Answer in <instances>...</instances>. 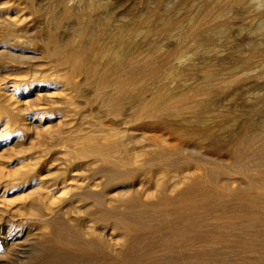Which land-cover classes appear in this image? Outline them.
<instances>
[{
  "label": "bare ground",
  "instance_id": "1",
  "mask_svg": "<svg viewBox=\"0 0 264 264\" xmlns=\"http://www.w3.org/2000/svg\"><path fill=\"white\" fill-rule=\"evenodd\" d=\"M25 1H26L25 3L28 4L29 9H36L35 0H25ZM56 1L58 4L62 5V10L60 16H58L59 14L56 15L54 12L51 11L48 14L49 17L47 18L49 23L56 24L59 18L67 19L71 16H75L76 18H82V17L85 18V22H81L79 20L74 24L72 36L70 38L64 36L65 37L64 39L67 38L64 41L59 40L58 37L55 36L53 32L54 29L52 30L51 28H48L49 29L48 35L47 34L46 35H47V42L49 45L47 46L46 50L49 56L54 57V61H55V63L53 64L55 67V70L53 69L55 71L54 76L56 77L60 76V78H56L55 84L56 83L58 84L56 85V87L60 92L64 91L67 83L70 82V79L74 75L76 76L77 72H81L83 73L85 80L91 81V83L95 86V92L97 95H99L102 98L101 99L102 102L111 106L114 112L117 114L121 109L122 102L124 100L126 101L128 100L130 106H128L129 109L127 111H129L130 109L134 110L135 116H140L141 114H152L157 110L159 112L161 111L166 114L178 115L182 112L196 113L201 108V103L197 99L198 95H204L207 99H214L216 98L215 95H217V89H216L217 87L223 89L226 88V86L228 87L229 82H233L230 79L231 77L225 78L222 75L221 77L223 78L219 80L220 82L214 83V79L218 78L217 76L218 74L216 75L217 77H215L214 72L206 73L205 71L201 83H195L191 85V87L188 90L185 89L182 92H176L175 89H172L173 86L170 85V83L168 84L169 80H167V76L165 77V75H167L168 73L164 75L165 73L164 67L166 63L169 61V59L172 58V56L181 55L184 46L190 44L191 41L193 42L195 41V43L196 42L199 43L198 46H201L202 43H206V39L208 38V35L211 32L222 34L225 31H227L228 28L227 22L219 18V15L221 16V14H219L220 12L215 11L216 7L213 6L214 3L212 4L209 0L204 1L205 4L202 5L205 7V9L196 16L197 18L193 16L191 17V15L188 13L190 15L189 16L190 24H188L189 26L186 30L184 31L182 30V33H179L176 39V45H175L176 47L174 49H172L171 51H167L164 54H155V52L151 50L152 53L150 52L151 54H149V56H144V57L136 55L133 50L134 45L132 41L133 40L132 35L137 30V28H132L129 30L125 29L122 31L117 30L118 31L117 33L106 35L107 33L105 30V26L107 25L106 23L107 20L104 21L106 25L102 21L103 24H101L102 26L101 28H99V30L98 29L93 30V28H91L92 27L91 25L95 22L94 17L92 15L93 3H91V0L90 2L88 1L85 2L83 7H81V10L79 11H74L73 9L68 8L66 6L67 0H56ZM237 1H239L240 3L246 2L245 0H237ZM60 6L59 8L61 9ZM200 9H202V7ZM161 13L163 14V12ZM224 13L225 12L222 13V16L224 15ZM225 15L227 14L225 13ZM212 16L214 18H217V19H213V22L211 21V18H213ZM15 20L16 19L13 18L8 19L7 17L4 18V20L0 19V27H4V30L0 31V148H2L1 150L2 152L4 151L2 154H0V156H3L4 153H6L5 151H7L6 154L10 156L15 151V150L13 151L15 147L14 143H16L18 140L21 141L24 139V137L26 136L24 131L26 129L28 130L30 126L28 125V123L17 124V120H19V116H22L24 114L23 112L25 111L26 108L18 106V101L20 99H18L19 97L16 96L18 94H16V90L14 87H16V83H18L19 81L21 82L23 81L22 83L25 85L23 86L24 93L26 92L30 93L32 90H30V88L25 90V87L27 85L29 87V82L31 84L34 75H32L33 76L32 78L29 75L31 79L26 78L27 76H24L25 79L22 78L21 80H17V79L11 80L6 75V73L3 72L4 69L12 67L13 61L20 62L22 57L21 56L22 53H20V51L13 49L12 46L15 45V42H12L11 39L14 40L16 38H19L17 36H20L22 32L23 33L26 32L25 30L26 28L25 29L20 28L19 30L16 29L17 26H15L16 24L15 22L17 20L16 21ZM141 20L142 19H139V21ZM130 22L132 23V21ZM255 23H256V27L254 30H259L262 33H264V18H262L259 22H255ZM70 25L71 24H69L68 26ZM131 25L133 26V24ZM63 27H65V25ZM106 29L108 30V28ZM121 29H123V27ZM250 33H254V31L249 32V34ZM27 34H29L28 30L26 35ZM106 36L108 37L107 39L105 38ZM147 45L149 46L150 44ZM261 45L263 46V44ZM240 47H242V45ZM257 47H261V46H257ZM248 59L249 58L247 57V59L245 60L244 59L237 60V62L230 68V70L232 69L233 71L237 72L238 70L243 68L244 65L246 66L247 63L245 64V61ZM232 61H234V59ZM21 63L19 65H21ZM51 68H53V66ZM33 74L36 73L34 72ZM51 74L52 73L49 74L50 77ZM238 74H240V72H238ZM49 75H47L46 77H48ZM36 76L35 77L38 78L37 74ZM39 79L37 80L39 81ZM43 80L45 81V77ZM47 80L50 79L48 78ZM51 80L53 81L54 77ZM7 83L11 85H8ZM169 85L172 87L170 88ZM9 86H11V89H9L10 88ZM40 86L35 88V91L38 92L35 93L39 95L41 94V90L48 88L47 85H42L41 87ZM147 91H150L149 92L150 98L148 97V99H146ZM47 95L48 94L46 93V96ZM47 98H49L47 102L44 101L43 103L39 104L40 108H44L43 111L46 110L45 108H47L48 106L54 103V100L51 99V97H47ZM22 102L25 103V100ZM36 105L38 104L36 103ZM26 106L27 105H25V107ZM250 108H252V106ZM65 114L66 113L63 112L61 116L65 117ZM196 119L198 120V118ZM40 120L41 118H38L37 121L40 122ZM241 127L242 128L240 132L238 131L239 132L238 135L235 136L233 142L231 143L232 154L230 155L234 157L233 163L231 162L232 164L229 165L226 164L224 166V165H215L214 162H212L211 164H209L210 166L205 167L204 169L199 168L198 171L193 172L191 175L184 174L185 176L182 181L183 185L180 184L181 186H179L178 183L175 182V180L173 181L174 183L173 182L168 183L169 182L168 181L167 182L168 185H165L162 184L159 179H157V181L156 180L154 181V184L156 182V186L159 188L157 190L155 188L156 191L153 190V193L148 192V195L146 194L147 196L145 197H143L142 195L143 198L141 197V194H138L137 192L134 193V190L130 191V189L126 192L125 190L127 189L122 190L124 191V193L122 192L121 194L118 193L117 196L109 194L110 197L108 196L109 197L108 199L101 200L100 199L101 196L99 198L98 195L99 193L97 194L98 198H96L95 195H93V197L88 196L89 194L82 192L85 191V188H83L81 184L83 181L78 182L77 178L79 177H76V175H73V173L70 174L68 172L70 176L63 177L62 183L63 181L65 182L67 178L68 179L73 178L76 181V183L70 185L73 186L74 191L69 198H67L66 200H61L59 204L56 203L57 205L55 204L56 206L53 207V205H51L52 203L49 202L47 203V201L45 202V198H48L46 192L50 190L48 189L50 187V184H48L46 181L45 182L42 181L41 175H39L40 178L38 177V172H40L38 171V169H41L40 168L41 166L38 169H36L37 168L36 164L39 161V159L41 160V157L43 155L38 154L34 156V154H32L31 156L29 154V156L26 158H24L23 156L22 159L18 160V164L20 165V166L18 165L19 168L17 167L16 170H11V171L3 170L2 168H4L5 164L4 162L0 161V189L1 187L4 186H10V187L16 186L15 184L17 183V185H26L27 188H34L36 191H38L39 196L30 201L28 208L32 211V214H34L38 218L40 222L39 224H41L40 235L44 237H48L53 240L55 239L56 240L55 244L58 247L65 246L67 249H69V251L66 253L58 254L56 253L57 251L55 253L44 251L43 247L37 244L34 246V248L32 247L33 249H31V251H29L32 252L33 250L31 257V259H33L34 262L33 264H87V263L88 264H163V263L174 264L177 262H179V264H234V263H230L231 259L224 261V259L219 260L220 258L219 259L214 258V257H218V255L213 256L214 254L216 255L218 254V252L222 254L221 252L225 251L223 247L221 248L219 247V245H223L225 247H227L228 245L230 247L232 245L235 247L234 248L235 251L240 250L239 252H241V254L246 253V257H241L242 261L245 260V258L247 259L250 258L251 261L252 259L257 260V258H259V261L264 260V118L262 121L258 123L257 120H254L253 118H249L244 122V124ZM88 132L86 134L80 135L82 137L79 138L80 142L77 143L75 150L73 149L74 150L73 153L75 152V155L79 158L90 156L93 158L91 159L92 160L91 162L100 161V162L109 163V168L101 170L102 173L99 177L96 176H94L93 178L91 177L92 178L91 180H93V182L99 180L101 182V186L103 184L102 187L108 185L109 183L114 182L115 179L124 181L123 183H125L127 182L126 181L127 179L124 180L125 178L127 177L133 178L137 176L136 173L139 172L138 165L141 166L144 165L147 167L153 166L157 168L162 167L166 171V170L174 169L181 164L185 165L186 163L185 161L187 158L185 159L184 155L179 153L177 154L174 150L171 151L170 149H166L164 147L157 148V150L152 152L134 151L135 153H131L130 149L128 150L126 148L127 144H125L123 135H121V133L119 134L117 130L113 128H111L109 131L99 132L101 134L100 135L101 137H97L96 132L94 133H90V132L88 133ZM76 141H78V139ZM72 143L74 142L72 141ZM46 153H44V156L46 155ZM175 154L177 155L175 156ZM203 157L204 158L202 159H196V163L201 165L204 163L205 164L210 163L208 161L211 158L207 161V158H205L204 155ZM44 160H41L38 164H41V162H42L41 165L47 163V162L43 163ZM188 161L190 162V160ZM20 167H23V169L21 168L20 170ZM160 172L161 171L158 172L159 176L161 174ZM154 174L155 172L153 173V175ZM233 174H237V175L240 174L239 176L241 175L242 177L244 176L245 180L244 181L237 180L238 182L234 184V182L233 183L230 182L236 180V179L230 180L231 178L230 176ZM103 177H105L106 180H104ZM221 181H223V183H221ZM131 188H133V186ZM101 190L103 191V194L104 192H107V190L104 191L105 189L101 188ZM32 193L33 191L31 192V194ZM78 198L90 199L91 201L89 202L91 203H88L86 205L83 204V206H78L77 204H75V200H78ZM92 201L95 202L93 203ZM16 207L18 208V206ZM6 210H7L6 208L0 206V215ZM200 211L203 212L201 216H199L200 214L199 215L197 214ZM10 213H12V211L9 212V215H12ZM72 213L74 214V216L71 215ZM56 214H64V217L65 214L66 215L68 214V217H66L64 221L60 219L55 220V217L57 216ZM5 221L6 220H4V222ZM13 223L11 221L10 223H8L7 220V222H5L3 226H0V264H20L21 262L23 263L22 260L23 258H25L24 256L23 257L20 256L21 254L17 252L18 246L19 245L23 246L21 245V241H22L21 237L24 234L23 230L20 228L21 226L19 223H14V224ZM105 224L111 225L110 227H112L114 230L116 229L117 233H113L112 232L113 229L110 228L108 225H106L110 229H112L110 230L111 232L109 230L107 232L105 230L106 228L101 227L102 225L105 226ZM147 228L151 229V231L147 230ZM151 233L154 234L156 233V235L154 236ZM25 235H27V233H25ZM198 248L199 251H196ZM5 249L8 251V253H6V255L7 254L9 255V256L7 255L8 258L5 257L6 255L3 253ZM248 254L250 255L248 256ZM3 257L9 260L7 261L8 263L4 261ZM26 257L28 258V256ZM227 257L229 259V256ZM162 258L166 259V261L161 262L160 260H162ZM222 258L223 257H221V259ZM18 259L19 260L21 259V262ZM236 259L238 260L240 258H236Z\"/></svg>",
  "mask_w": 264,
  "mask_h": 264
},
{
  "label": "rangeland",
  "instance_id": "2",
  "mask_svg": "<svg viewBox=\"0 0 264 264\" xmlns=\"http://www.w3.org/2000/svg\"><path fill=\"white\" fill-rule=\"evenodd\" d=\"M43 1L35 0V3L38 4V5L35 4L36 9H29L28 4L25 3L26 2L25 0H3V1L0 0V19L4 20V18L6 17L8 19L9 18L16 19L17 20V21L15 20L16 21L15 26H17L16 29L19 30L20 28L21 29L26 28L25 29L26 32L24 33L22 32L20 36H17L19 38L15 37L16 39L14 40L11 39V41L15 42V45H16V46L15 45L12 46L13 49L20 51V53H22L21 61L20 62L13 61L14 63L12 62V67L4 69L3 72L6 73V75L11 80H14V79L21 80L22 78L25 79L24 76H27L26 78L31 79L33 77L32 75H34L32 79L33 83L30 80L32 85L29 82V87L28 85L25 87V90L29 88L30 90H32L30 93L29 92L24 93L23 86L25 85L22 83L23 81L22 82L19 81L18 83H16V87L12 86L15 88L16 94H18L16 96L19 97L18 99H20L18 101V106L26 108L25 111L23 112L24 114L22 116H19V120H17V124L28 123V125L30 126L28 130L26 129L24 131L26 135L24 139L21 141L18 140L16 143H14L15 147L11 146V147H14V149L13 148L12 149L13 151L14 150L15 151L10 156H8L6 154L7 151H5L6 153H4L3 156H0V161L4 162L5 164L4 168H2L3 170L11 171V170L17 169L19 165L18 160L22 159L23 156L24 158H26L29 156V154L31 156L32 154H34V156L38 154L43 155L41 157V160L45 159L46 161L44 160L43 163L45 162L47 163L44 164L45 166L41 165L42 162L41 164H38L41 161L39 159V161L36 164L37 165L36 169H38L41 166L40 167L41 169H38V171H40L38 172V177L39 175H41V180L44 182L46 181L48 184H50V187L48 188L50 190H48L49 192L48 191L46 192L48 195V198H45V202L47 201V203L48 202L52 203L51 205H53V207L59 204L61 200H66L67 198H69L70 195L73 193L74 188L71 185L76 183V181L73 178H69V179L67 178V180L65 182L63 181L62 183V178L66 176L69 177L70 174L72 173L73 175H76V177H79L77 178L78 182L83 181L81 184H82V187L85 188V191H82V192H85L86 194H89L88 196H92V197L93 195H95L96 198H98L97 194L99 193L98 195H99V198L101 196L100 198L101 200L108 199L110 197L109 194L117 196L118 193L120 194L121 192L124 193V191L122 190H125V189H127L125 190V192L130 189V191L134 190V193L137 192L138 194H141V197L142 195L143 197H145L148 195V192L153 193V190L156 191L159 188L156 186V182L154 184V181L155 180L157 181V179H159L160 182L165 185H168V183H172L175 180V182L178 183L179 186H181L183 185L182 181L185 175H191L193 172L198 171L199 168L204 169L205 167L210 166L209 164H211L212 162H214L215 165H224V166L226 164L227 165L232 164L234 157L230 155L232 154L231 143L233 142V139L235 138V136H237L238 133L240 132L242 128L241 126L249 118H253L254 120H257V123L263 120L264 118V33H262L259 30H254V29L256 27L255 22H259L262 18H264V12H263L264 11V6H263L264 0H261V1L260 0H256V1L255 0H245L246 2H243V3H240L237 0H234V1L233 0H209L212 4L214 3L213 6L216 7L215 11H219L220 12L219 14H221V16L223 12L227 14L225 15L224 13L222 18L219 15L220 19L227 22L228 24L227 31H225L222 34L211 32L210 34L212 35L209 34L208 38L206 39V43L208 45L206 43L201 44V46H204V47L198 46L199 43L197 42L195 43V41L194 42L191 41L190 44H187L182 49L185 52L182 51L181 55L179 56H172V58H170L169 61L167 62L168 64L166 63L164 67V72H165L164 75L168 73L167 75H165V77L167 76V80H169L168 84L170 83V85L173 86L172 89H175L176 92H182L185 89L188 90L191 87V85L195 83H201L202 77L205 71L206 73L214 72L215 77L218 76V78L214 77L215 78L214 83L215 82L219 83L220 82L219 80L223 78L221 77L222 75L225 78L231 77L230 79L233 82H229L228 87L226 86V88H223V89L220 87H217L216 88L217 95H215L216 98L214 99H207L204 95H198L197 99L201 103V108H200L201 110L199 109L196 113L182 112L176 115V114H166L161 111L159 112L157 110L153 112L152 114H141L140 116H135L134 110L130 109L129 111H127L129 109L128 106H130L128 103V100L127 101L124 100L122 102L121 109L119 110L120 113L119 112L118 114L115 113L111 106L102 102L101 100L102 98L99 95H97L95 92V86L91 83V81L85 80V77L83 73L81 72H77L76 76L74 75L70 79V82L67 83L66 88L64 89L63 92H60L57 89L56 85L58 84L57 83L55 84V80L56 78H60V76L58 77L54 76V73H55L54 71L55 67L53 65L55 63L54 57L52 56L53 57L52 58L51 56H49L46 50L47 46L49 45L47 42V35L49 31L48 28H51L52 30L54 29L55 31L53 30V32L55 36L58 37L59 40L64 41L67 38H70L72 36L74 24L78 22L79 20L81 22H85V18L84 17L76 18L75 16H71L67 19L59 18L56 24L54 23L51 24L49 23L47 19L49 17L48 14L52 11L56 15L59 14L58 16H60L62 5L58 4L56 0H52V1L43 0ZM87 1L90 2V0H85V1L84 0H75V1L67 0L66 6L68 8L73 9L74 11H79L81 10V7H83L85 2ZM160 1L161 0H91V3H93L92 15L95 20V22L91 25L92 26L91 28H93V30L95 29L99 30V28H101L102 26L101 24H103L105 20H107L106 22L107 25L104 22L106 25L105 26V30L107 33L106 35L117 33L119 30L122 31L125 29L129 30L132 28H137V30L132 35V39H133L132 41L134 45L133 50L136 55H139L141 57L149 56V54L152 53L151 50H153L155 54H164L167 51H171L172 49L176 47L175 46L176 39L179 33H182V30L183 31L186 30L189 26L188 24H190L189 16L191 15V17L192 16L196 17L199 13L204 11L205 7L202 4H205L204 2L205 0H162L161 2ZM251 1L252 2L254 1L253 2L254 4ZM59 6L61 7V9L59 8ZM201 7L202 9H200ZM228 11H230L231 13ZM161 12H163V14ZM186 13L187 14L189 13L190 15L189 14L187 15ZM139 19H142V20L139 21ZM213 19H217V18H214V17L211 18L212 22H213ZM130 21H132V23ZM127 22H128V25H127ZM69 24L71 25L68 26ZM131 24H133V26ZM64 25L65 27H63ZM122 27L123 29H121ZM178 27L181 29V31ZM106 28H108V30ZM1 30H4V27H0V31ZM27 30L29 34L26 35ZM252 31H254V33L249 34V32H252ZM64 36L67 38L64 39L65 38ZM105 38L107 39L108 37L106 36ZM242 40L244 41V43ZM147 44H150V45L148 46ZM240 44L242 45V47H240L241 46ZM261 44H263V46ZM257 46H261L262 48L257 47ZM251 52L252 53L256 52V53L252 54ZM183 54L184 56L186 54L187 55L184 57ZM237 54H239L240 56ZM246 56L249 59L245 61V64L247 63L248 65L247 64L246 66L244 65L243 68H241L237 72L233 71L232 69L230 70V68L237 62V60L239 59L245 60L247 59ZM229 58H230V61H229ZM233 59L234 61H232ZM34 62H35V65H34ZM20 63L21 65H19ZM51 65L53 66V68H51L52 67ZM232 71L235 73H233ZM32 72L33 73L35 72L38 75V78H36L37 77L36 74H33ZM238 72H240V74H238ZM50 73H52L51 77L49 75ZM241 73L242 74L245 73V74L242 75ZM41 74H43L44 76ZM46 74L49 76L46 77L47 76ZM29 75L31 76V78L29 77ZM232 75L235 77H233ZM44 77H45V81L43 80ZM53 77H54V80L52 81L51 79H53ZM46 78L47 79L49 78L50 80H47ZM37 79H39L40 82ZM34 80L36 81V84ZM9 83L7 84L11 85ZM38 85L39 86L47 85L48 87L47 88L48 90L47 89L41 90L42 96L41 94L40 95L36 94L38 92L35 91V88L39 87ZM170 85L169 87L171 88L172 86ZM180 85L182 88L180 87ZM9 87H10L9 89H11V86ZM149 92L150 91L146 92V99H148V97L150 98ZM46 93L48 94L47 96H46ZM47 97H51V99L54 100V103L48 106L47 108H45L46 110L43 111L44 108H40L39 104L43 103L44 101L47 102V100L49 99ZM24 100H25V103L22 102ZM62 102L63 103L65 102V103L63 104ZM36 103L38 105H36ZM25 105L27 106L25 107ZM251 106L252 108H250ZM63 112L66 113L65 117L61 116ZM38 118H41L40 122L37 121ZM196 118H198V120ZM198 127H201V128H198ZM111 128L116 129L119 134L121 133V135H123L125 144H127L126 148L128 150L130 149L131 153L140 152V151L152 152V151L157 150V148L164 147L166 149H170L171 151L174 150L177 154L179 153V154L184 155L185 159L187 158L185 161L186 163L184 162L185 165L181 164L174 169L166 170V171L162 167L157 168V167L150 166L151 167L150 168L144 165L143 166L138 165L139 172L136 173L137 176L134 175L135 177L133 178L131 177L132 179L129 177L125 178L124 180L127 179L126 180L127 182L125 183H123L124 181L115 179L116 181L115 180L114 182L111 181L112 183H109L108 185L102 187L103 184L101 186V182L99 180H98L99 182L98 181L93 182V180L91 179L94 176L99 177L102 173L101 170L109 168V163L100 162V161L91 162L92 161L91 159H93L92 157L88 156V157L79 158L75 155V152L73 153V151L75 150L77 143L80 142L79 138L82 137L80 135L86 134L89 131L90 133L96 132V136L101 137L100 136L101 134L99 132L109 131ZM202 128H204L205 130ZM35 131H36V134H35ZM77 139L78 141H76ZM72 141L74 143H72ZM227 144L228 145L230 144V145L228 146ZM60 147H63V148H60ZM26 149L28 150V152ZM1 150L2 148H0V152H1L0 154L4 152V151L2 152ZM40 151L42 154L40 153ZM51 151H52V154H51ZM44 153H46L45 156H44ZM66 154H69V155H66ZM177 154H175V156ZM203 155L205 156V158H207V161L211 158L208 161L210 163H207V164L204 163L202 165L196 163V159L204 158ZM50 158H51V161H50ZM188 160H190V162ZM215 162L218 164H216ZM70 167H73V168H70ZM21 168L23 169V167H20V170ZM159 171H161L160 176L158 175ZM154 172L155 174L153 175ZM239 175L240 174L231 175L230 180L232 179H236V180L235 181L233 180L230 182L232 183L234 182L235 184L238 181H241V180L244 181L245 180L244 176L242 177V175L241 176ZM157 177H160L161 179ZM103 179L106 180L105 177H103ZM223 181H221V183H223ZM119 182L120 183L122 182V183L120 184ZM15 185L16 186H12V187L4 186V187H1L0 189V206L7 209L5 212L1 213L0 215V226H3L4 223L7 222V220H8V223H10L11 221L12 223L14 222V223L20 224L21 226L20 228L23 230V233H24L21 237L22 241L20 240L21 245L23 246L19 245L17 248V252L21 254L20 256L25 257L22 260L23 263L21 262L22 257L20 260L18 259L21 262L20 264H33L34 263L33 259H31L33 250L32 252H29V251H31V249H33L34 246L37 244L39 246H42L44 251L54 252V253L57 251L56 253L58 254L59 253L63 254V253L68 252L69 249H67L65 246L58 247L55 244L56 243L55 239L53 240L48 237H44L40 235L41 224H39L40 222L38 218L34 214H32V211L28 208L30 201L39 196L38 191H36L34 188H27L26 185H17V183ZM87 185H90V186H87ZM152 185L155 187H153ZM96 186L97 187L99 186V187L97 188ZM132 186L133 188H131ZM101 188L105 189L104 191L107 190V192H104L103 194V191L101 190ZM32 191L33 193L31 194ZM100 191L102 192V194ZM89 201L91 200L78 198V200H75V204H77L78 206H83V204L86 205L88 203H91ZM16 206H18V208ZM9 209L10 211H12V213H10L12 215H9V212H10ZM197 214L198 215L200 214L199 216H201L203 212L200 211ZM56 215L57 216L55 217V220L60 219L64 221V219L68 217V214L67 215L65 214V217H64V214H56ZM71 215L74 216L73 213ZM4 220L6 221L4 222ZM103 225L102 226L100 225V226L106 228L105 230L107 232L108 230L110 231L113 229L112 227H110L111 225L109 224H105V226L108 225L112 229H110L108 226L105 227ZM147 230L151 231V229H148V228ZM112 232L117 233L116 229L115 230L113 229ZM25 233H27V235H25ZM151 234L154 236L156 235V233L155 234L151 233ZM219 247L221 248L223 247V249L225 250L224 252H221L222 254L218 252V254L213 255V256L218 255V257H214V258H217V259L220 258L219 260L224 259V261L225 260L227 261L231 259L230 263H234V264H237V263L243 264V262L244 264L245 262L246 264H249L250 262H251L250 264H255V263L264 264V260L259 261V258H257V260L252 259V261L250 258H249L250 260L245 258V260L242 261L241 257H246V253L241 254V252H239L240 250L235 251L234 250L235 247L232 245L230 247L229 245L227 247L223 245H219ZM196 251H199V248ZM3 253L6 255L8 251L5 249ZM225 254L226 255L228 254L227 256H229V259ZM7 255L5 257L8 258L9 255L8 256ZM25 255L28 256V258ZM249 255L250 254H248V256ZM5 257H3V259L6 263H8L7 261L9 260L6 259ZM221 257L223 258L221 259ZM236 258H240V259L237 260ZM163 259L164 258H162V260L160 261L161 262L166 261V259L164 260ZM163 264H168V263H163ZM174 264H179V262L174 263Z\"/></svg>",
  "mask_w": 264,
  "mask_h": 264
}]
</instances>
